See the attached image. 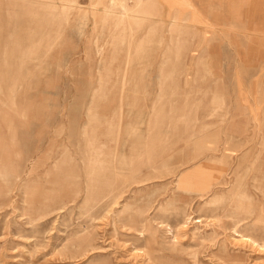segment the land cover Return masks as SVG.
Returning <instances> with one entry per match:
<instances>
[{
  "label": "rangeland",
  "instance_id": "1",
  "mask_svg": "<svg viewBox=\"0 0 264 264\" xmlns=\"http://www.w3.org/2000/svg\"><path fill=\"white\" fill-rule=\"evenodd\" d=\"M237 234L264 238V0H0V264H264Z\"/></svg>",
  "mask_w": 264,
  "mask_h": 264
},
{
  "label": "bare ground",
  "instance_id": "2",
  "mask_svg": "<svg viewBox=\"0 0 264 264\" xmlns=\"http://www.w3.org/2000/svg\"><path fill=\"white\" fill-rule=\"evenodd\" d=\"M130 0H110V5H111V7H119L120 9H121V16L122 17H125V16H135L136 15V13H138L142 8H143V6H144V4L146 3H149V0H142L140 3H136L135 5H133V6H131L130 5ZM214 153H216V152H218V150L215 148V149H213L212 150ZM229 152H231V151H229L228 149H226L223 153H222V156L223 157H225L226 158V156L228 157L230 154H229ZM214 159V158H213ZM21 161V160H20ZM211 162H209V163H212V159L210 160ZM34 169V168H33ZM223 170H222V168L220 169H216V172H212L211 173V176L214 178V180H210V181H207V180H201L200 181V183H203L202 184V188H204V187H207L206 189H205V193H212L213 191H214V189L216 188V186L218 185H221L223 182L221 181V179H222V176H223ZM195 181H197V182H199V178L198 179H195ZM178 188L179 189H183L184 191H191L193 188H195V190H196V187H190L189 185H185L182 181H180L179 183H178ZM191 189V190H190ZM259 189V188H258ZM227 195H225V197H226ZM215 197H217V195H215V196H213V198H215ZM231 197H232V195H231ZM248 197V196H247ZM250 197V196H249ZM248 197V198H249ZM229 198V197H228ZM247 198V199H248ZM225 199V198H224ZM224 199H222L223 201H224ZM232 200V199H231ZM226 201H230V199L229 200H226ZM226 201H224V202H226ZM245 201V200H244ZM250 202H252L251 200H250ZM215 203V200L214 201H212L211 203H210V205H212V204H214ZM219 203V202H218ZM217 203V204H218ZM168 204H170V203H168ZM216 204V203H215ZM221 204V203H220ZM219 204V205H220ZM219 205H218V207H219ZM222 205H225V204H222ZM166 206H168V205H166ZM171 207V206H170ZM212 207H213V205H212ZM217 207V206H216ZM173 213V212H172ZM196 222H201V220L200 219H198ZM238 223H240L241 225H244L245 223L243 222V220H240V222H238ZM237 236H240L239 234H237ZM262 236H264V234L262 235ZM241 238H243V239H246V240H248V241H250V244H251V247H253V246H258L259 248H263V251H264V238L263 239H259V238H257V237H253V236H245V235H242V236H240ZM245 241V240H244ZM260 242V243H259ZM253 245V246H252ZM148 260H150V261H152V260H158V259H156L155 257H154V255L152 254V253H150L149 254V257H148ZM161 264H168V263H161Z\"/></svg>",
  "mask_w": 264,
  "mask_h": 264
}]
</instances>
